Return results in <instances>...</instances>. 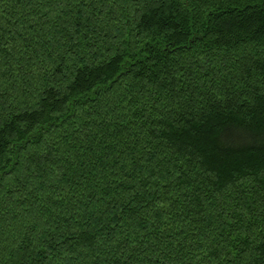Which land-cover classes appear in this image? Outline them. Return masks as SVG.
Here are the masks:
<instances>
[{
    "label": "trees",
    "instance_id": "trees-1",
    "mask_svg": "<svg viewBox=\"0 0 264 264\" xmlns=\"http://www.w3.org/2000/svg\"><path fill=\"white\" fill-rule=\"evenodd\" d=\"M0 264H264V0H0Z\"/></svg>",
    "mask_w": 264,
    "mask_h": 264
}]
</instances>
